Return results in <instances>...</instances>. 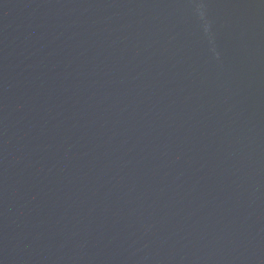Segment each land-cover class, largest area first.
I'll return each mask as SVG.
<instances>
[{
  "label": "water",
  "instance_id": "1",
  "mask_svg": "<svg viewBox=\"0 0 264 264\" xmlns=\"http://www.w3.org/2000/svg\"><path fill=\"white\" fill-rule=\"evenodd\" d=\"M0 264H264V0H0Z\"/></svg>",
  "mask_w": 264,
  "mask_h": 264
}]
</instances>
